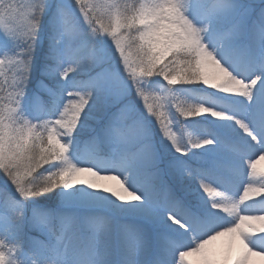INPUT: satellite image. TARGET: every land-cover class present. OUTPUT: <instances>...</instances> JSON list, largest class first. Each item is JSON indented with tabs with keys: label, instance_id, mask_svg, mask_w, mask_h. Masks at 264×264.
Returning <instances> with one entry per match:
<instances>
[{
	"label": "snow or ice",
	"instance_id": "6c2138e0",
	"mask_svg": "<svg viewBox=\"0 0 264 264\" xmlns=\"http://www.w3.org/2000/svg\"><path fill=\"white\" fill-rule=\"evenodd\" d=\"M260 161L264 0H0V264H264Z\"/></svg>",
	"mask_w": 264,
	"mask_h": 264
},
{
	"label": "rangeland",
	"instance_id": "374dc122",
	"mask_svg": "<svg viewBox=\"0 0 264 264\" xmlns=\"http://www.w3.org/2000/svg\"><path fill=\"white\" fill-rule=\"evenodd\" d=\"M6 92L8 91L7 90V88H6V90H5ZM208 91H211L210 89L208 90ZM177 102H191V101H187V98H184V97H182V98H180V100L179 101H176V100H171V101H169V103H171L172 105H173V111H175V108H174V105H175V103H177ZM198 119H205V117H197ZM181 120H183V118H181ZM189 121H184V123H188ZM173 128L175 129L176 128V125H175V123H173ZM187 132H191V130L190 129H188V130H186ZM200 151H202V150H200ZM257 171H258V173L259 172H264V161H260L258 164H257ZM251 180H252V182L254 183V184H256V185H258V183H259V180H260V177H259V175H257V176H255V177H251ZM259 199V197H254V200H258ZM193 260L195 259V258H192Z\"/></svg>",
	"mask_w": 264,
	"mask_h": 264
},
{
	"label": "trees",
	"instance_id": "16d2710c",
	"mask_svg": "<svg viewBox=\"0 0 264 264\" xmlns=\"http://www.w3.org/2000/svg\"><path fill=\"white\" fill-rule=\"evenodd\" d=\"M195 119H198V118H195ZM85 139H87L88 138V136L87 135H85V137H84Z\"/></svg>",
	"mask_w": 264,
	"mask_h": 264
}]
</instances>
